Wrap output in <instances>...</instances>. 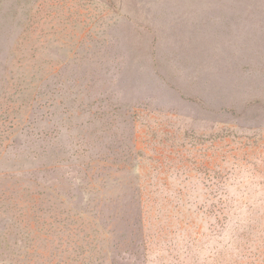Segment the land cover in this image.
I'll return each mask as SVG.
<instances>
[{
    "label": "rangeland",
    "instance_id": "1",
    "mask_svg": "<svg viewBox=\"0 0 264 264\" xmlns=\"http://www.w3.org/2000/svg\"><path fill=\"white\" fill-rule=\"evenodd\" d=\"M0 264H264V0H0Z\"/></svg>",
    "mask_w": 264,
    "mask_h": 264
}]
</instances>
